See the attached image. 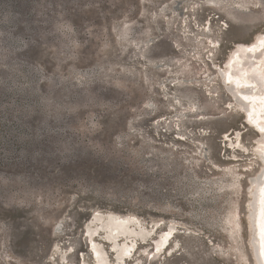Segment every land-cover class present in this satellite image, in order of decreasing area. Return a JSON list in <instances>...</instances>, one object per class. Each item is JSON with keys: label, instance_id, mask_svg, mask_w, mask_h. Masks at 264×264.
<instances>
[{"label": "rangeland", "instance_id": "374dc122", "mask_svg": "<svg viewBox=\"0 0 264 264\" xmlns=\"http://www.w3.org/2000/svg\"><path fill=\"white\" fill-rule=\"evenodd\" d=\"M208 1L0 0V264H95L97 210L160 223L122 264H258L264 136L224 74L264 0Z\"/></svg>", "mask_w": 264, "mask_h": 264}, {"label": "bare ground", "instance_id": "6f19581e", "mask_svg": "<svg viewBox=\"0 0 264 264\" xmlns=\"http://www.w3.org/2000/svg\"><path fill=\"white\" fill-rule=\"evenodd\" d=\"M208 5L213 8H221L225 3L218 0H210L208 1ZM177 10L175 12H177ZM180 14H184V11H181ZM203 32L205 37L200 38V40L206 41L210 48L209 52L212 53L211 56L214 58V51L219 47V42L211 38L210 22L203 28ZM226 68L227 70L224 74L226 83H237L238 86L244 89L247 88V91L241 92L242 97L246 100H250L251 103H248L246 106L237 98L238 102L247 108V115L244 117L246 123L253 125L256 132L264 136V116L261 115V109L264 107V33L256 35L249 43L236 44L235 51L229 56ZM252 84L257 85L259 90L255 92L257 87L252 89L248 88ZM233 92H237L236 88H233ZM238 94L236 96H238ZM256 102H259L258 106L255 105ZM262 154V174L256 181L261 186L264 185V150ZM263 196L264 188H261L256 204H254V209L258 212L256 216L259 220L257 222L255 221L257 227L255 232L256 238L252 240L255 261L258 263V254L262 264H264V261L261 259L260 249L264 252ZM159 225L160 223L156 222L149 228L145 226L140 218L131 214L122 215L112 211H95L86 227V237L90 242L89 248L95 264H122L128 258L133 257L134 251L139 243L147 244V247L150 245L149 241L153 239V232ZM174 231L175 226L171 225L170 228L165 233L161 234L158 240L155 241L153 250L157 251V253L163 252L169 240L168 235L172 234ZM97 236L102 237L110 245V251H112L115 256V262L112 263L110 261L109 252L105 249L104 245L97 242ZM256 240L260 243V249L255 246ZM55 250H59V247L56 246Z\"/></svg>", "mask_w": 264, "mask_h": 264}, {"label": "water", "instance_id": "95a60500", "mask_svg": "<svg viewBox=\"0 0 264 264\" xmlns=\"http://www.w3.org/2000/svg\"><path fill=\"white\" fill-rule=\"evenodd\" d=\"M254 227H255V224H254ZM254 227H253V230H254ZM258 253V252H257ZM257 259H258V264H262V261L259 260V256L257 254Z\"/></svg>", "mask_w": 264, "mask_h": 264}]
</instances>
